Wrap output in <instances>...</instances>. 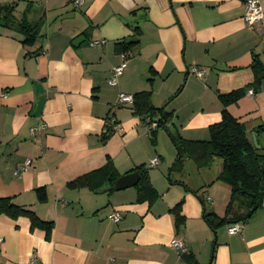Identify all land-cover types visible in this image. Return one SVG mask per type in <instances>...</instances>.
Listing matches in <instances>:
<instances>
[{
  "label": "crops",
  "instance_id": "obj_1",
  "mask_svg": "<svg viewBox=\"0 0 264 264\" xmlns=\"http://www.w3.org/2000/svg\"><path fill=\"white\" fill-rule=\"evenodd\" d=\"M245 3L84 0L76 7L74 0H0V8L15 7L14 26L0 21V198L52 224L48 236L28 217L1 214L0 264H187L184 253L200 264H264V196L241 234L230 235V225L213 231L204 213L224 216L231 195L217 180L222 159L203 168L186 160L182 172L171 169L178 153L170 133L208 140L209 127L222 118L220 96L253 84L256 56L264 64V16L248 27ZM23 20L41 23L32 45L23 44L17 28ZM136 38V48L118 50V43ZM124 61L110 86L113 69ZM250 90L227 110L260 149L264 79L258 91ZM140 92L171 114L164 126L148 131L152 122L118 105L120 93ZM42 124L45 129L31 133ZM27 159L32 166L15 176ZM108 161L120 177L143 166L159 197L139 202L135 187L112 190L108 183L99 190L69 187ZM181 202L185 224L176 232L170 211ZM114 211L122 216L118 223L108 218ZM174 238L186 252L171 247Z\"/></svg>",
  "mask_w": 264,
  "mask_h": 264
},
{
  "label": "trees",
  "instance_id": "obj_2",
  "mask_svg": "<svg viewBox=\"0 0 264 264\" xmlns=\"http://www.w3.org/2000/svg\"><path fill=\"white\" fill-rule=\"evenodd\" d=\"M15 7L0 8V21L6 27L15 25L13 11ZM40 24H32L23 20L17 24V28L23 34V44L32 45L40 31ZM137 30V29H136ZM139 45L138 38L118 43L120 52H129ZM251 69L255 74L252 85L247 86L228 94L220 96L222 103V118L217 124L209 127V138L206 141H193L184 139L179 133L171 134L172 141L177 149V159L172 165V171L182 172L186 160H192L198 168L207 167L215 157L221 158L223 168L217 180L230 187L231 195L226 207L224 216L220 217L214 212H205L204 221L213 231L223 226L236 223L245 224L261 208L264 196V147L258 149L247 135L245 125L233 117L227 110L228 106L237 103L243 98L247 91L252 88L258 91L261 81L264 79V64L256 56ZM134 96L132 106L133 115L150 122L156 121L158 126H164L171 114L165 108H156L151 103L149 92H140ZM257 133L264 132V126L256 130ZM112 134L109 130L103 137L107 140ZM140 180L135 186L139 202L152 203L159 197L158 192L151 185L147 170L143 166L137 167ZM120 177L112 161H108L101 169L84 175L69 184L71 188L87 186L92 190H99L105 183H108L112 190L116 180ZM39 199L43 201V190H39ZM174 217L176 232H180L185 224V217L182 215V202L170 211ZM4 214L11 218L20 216L28 217L32 228L45 230L50 234L52 224L39 219L31 210L25 209L12 202L11 198H0V215ZM187 264H200L191 253L182 255Z\"/></svg>",
  "mask_w": 264,
  "mask_h": 264
},
{
  "label": "built area",
  "instance_id": "obj_3",
  "mask_svg": "<svg viewBox=\"0 0 264 264\" xmlns=\"http://www.w3.org/2000/svg\"><path fill=\"white\" fill-rule=\"evenodd\" d=\"M84 3V0H74V4L76 7H81ZM263 10L261 7L260 0H246L245 3V14H244V21L246 25L250 28H254L257 25H260L263 21ZM104 44V41H93L91 42L92 46H101ZM126 55L123 54V59L126 60ZM126 67V62L124 61L121 65L115 67L112 71L111 79L108 81L110 86H114L117 84L118 78L122 75L124 69ZM189 72L191 74L202 76L203 71L197 67H190ZM250 94L253 93L252 90L249 91ZM134 103V96L128 95L124 93H120L118 98V105L119 106H133ZM158 126L157 122L154 121L148 126V131H151L153 128ZM46 125L42 124L39 127H34L31 129V133L34 134L37 130L45 129ZM159 163V158H154L150 161V167H154ZM32 166L31 159H27L22 165H19L14 172L15 176H19L22 173L26 172ZM109 220L118 223L122 220V216L119 212L114 211L108 216ZM243 232V225L240 223L232 224L228 227V233L230 235H237ZM1 242V239H0ZM171 247L175 250L186 252V248L182 241L179 238H174L171 242ZM36 264V263H34Z\"/></svg>",
  "mask_w": 264,
  "mask_h": 264
},
{
  "label": "water",
  "instance_id": "obj_4",
  "mask_svg": "<svg viewBox=\"0 0 264 264\" xmlns=\"http://www.w3.org/2000/svg\"><path fill=\"white\" fill-rule=\"evenodd\" d=\"M83 40L82 37H79L75 40L74 44H80V42ZM254 144L256 145V139H254ZM140 180V175L138 172L129 173L127 175L119 177L114 185V188L116 190H124L127 188L135 187Z\"/></svg>",
  "mask_w": 264,
  "mask_h": 264
},
{
  "label": "rangeland",
  "instance_id": "obj_5",
  "mask_svg": "<svg viewBox=\"0 0 264 264\" xmlns=\"http://www.w3.org/2000/svg\"><path fill=\"white\" fill-rule=\"evenodd\" d=\"M260 142L262 143V146H264V139H263V137L261 138ZM262 152H264V150H262Z\"/></svg>",
  "mask_w": 264,
  "mask_h": 264
}]
</instances>
